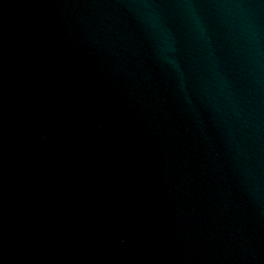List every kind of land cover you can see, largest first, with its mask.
I'll return each mask as SVG.
<instances>
[{
    "label": "water",
    "instance_id": "95a60500",
    "mask_svg": "<svg viewBox=\"0 0 264 264\" xmlns=\"http://www.w3.org/2000/svg\"><path fill=\"white\" fill-rule=\"evenodd\" d=\"M0 264H264V0H0Z\"/></svg>",
    "mask_w": 264,
    "mask_h": 264
}]
</instances>
